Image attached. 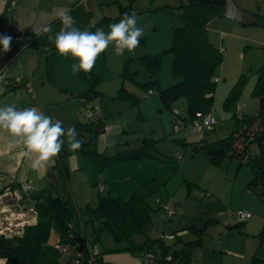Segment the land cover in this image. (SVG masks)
<instances>
[{
  "label": "rangeland",
  "instance_id": "obj_1",
  "mask_svg": "<svg viewBox=\"0 0 264 264\" xmlns=\"http://www.w3.org/2000/svg\"><path fill=\"white\" fill-rule=\"evenodd\" d=\"M233 1L253 15H264V0ZM128 5L129 10L125 13L135 11L144 36L133 52L125 50L119 54L110 46L100 55L92 70L98 76L94 83L98 93L92 99L84 100L80 96L65 99V92H86L91 83L71 74V66L77 62L73 57L62 59L56 50L49 56L52 87L43 89H47L48 100L52 103L42 105L40 111L59 119L67 128L74 122L85 121L90 108H98L105 129L98 136L97 147L107 156L139 148L143 139L153 141L148 147L151 156L127 159L107 167H103L97 158L78 153L81 169L69 176L76 206H95L98 195L123 198L136 195L150 205L151 221L143 232L133 235L135 244H140L147 236L157 238L162 234H173L172 240H165L175 243L176 248L195 239L201 240L202 244L192 252L191 264H264V243L260 239V232L264 230V197L248 188L253 176L250 166L239 165L235 158H225L219 166H214L208 162L203 150H194L191 145L202 139L212 142L230 136L235 119L233 111L227 109L224 102L237 84L236 113L255 114L260 109L264 95H257L254 90L259 77L264 75V27L240 24L217 15L211 17L207 25L208 38L222 55L216 69L219 81L211 108L216 124L214 130L207 132L202 131L196 121H188L187 127L176 129L175 119L188 116L185 98H179L167 109L157 92L144 91L140 86L152 78L157 79L162 88L177 83L180 78L172 74V54L166 52L161 56L160 68L154 75L139 58L158 54L171 46L173 29L184 24L181 0H82L72 16L74 26L81 31L89 30L103 17H108L111 22L103 28L107 32L108 26L125 14L121 13V7ZM36 75V79L42 76L47 83L43 66ZM121 88L137 97L138 104L131 98L119 97ZM175 111L178 116L173 113ZM72 112L74 117L70 116ZM249 153H258L255 143L250 145ZM104 172L113 176L114 191H99L97 182ZM74 183L78 184L79 192ZM185 199L188 202L183 211ZM166 204L175 206L178 213L169 216L164 209ZM244 205L250 207L253 217L245 222L231 218V212ZM95 229L96 234L92 239L88 238V244L92 241L99 255L103 252L113 261L121 260L122 264H146L144 251L124 250L129 243L116 242L101 223H96ZM220 240L224 241L222 247ZM112 260L106 264H115ZM97 261L98 258L95 264ZM153 264L175 263L155 260Z\"/></svg>",
  "mask_w": 264,
  "mask_h": 264
},
{
  "label": "trees",
  "instance_id": "obj_2",
  "mask_svg": "<svg viewBox=\"0 0 264 264\" xmlns=\"http://www.w3.org/2000/svg\"><path fill=\"white\" fill-rule=\"evenodd\" d=\"M224 5L225 0H181L184 24L173 29L171 46L158 54L139 58L151 75H154L160 68L161 56L166 52L172 54V74L180 80L172 86L162 88L160 82L152 78L148 82L140 83V86L144 91L154 90L157 92L162 105L167 109H170L179 98H185L188 116L187 118H178L184 124H188V121L192 123L196 121L198 114L211 113L216 88V82L212 81V77L216 75L222 55L220 49L210 42L207 25L211 17L222 14ZM129 7L130 5L121 7V13L128 11ZM254 16L256 17L254 24L264 27V15ZM110 22V18L103 17L95 26H90L89 30L105 28ZM17 35L24 40L31 38L32 43L37 40L34 34ZM79 76L90 82L91 88L77 96L84 100L92 99L98 93L94 89V83L98 76L93 71L90 76L83 72H80ZM16 86H20V83L14 84L13 87ZM238 92L237 84L224 102L225 107L233 111L235 119L230 136L212 142L202 139L199 142L191 143V145L194 150H203L208 162L214 166H219L225 158H235L239 165L243 163L249 165L253 176L248 183V188L257 196L264 197V110L259 109L255 114L236 113L234 102ZM254 93L260 96L264 95V75L259 77ZM118 96L131 98L134 104L139 102L137 97L124 88L119 90ZM103 121L99 115L96 122L85 119L83 122L77 121L70 125L69 127L75 126L77 129L79 138L84 142L83 147L77 151H70L65 144L64 150L56 158L55 164L51 168L53 179L45 188L35 191L31 189V192L23 195L22 200L28 197L33 208L39 214L53 220L64 233H68L74 214L79 212L83 219L85 236L87 227L95 228L96 223H101L116 242L127 241L129 243L124 250L131 252L141 250L144 253L148 251L158 255L156 260L170 261L175 264H191L193 250L202 244L200 239L186 242L179 249L174 247L175 243H167L161 237L147 236L140 244L134 243L133 235L143 232L145 225L151 221V207L144 198L136 195L129 198L98 195L95 206L90 204L83 208L76 206L68 189L67 158L71 153L77 152L86 157L97 158L103 167L127 159L136 160L151 156L148 153V147L153 142L151 139H143L142 145L136 149L123 150L109 156L100 153L97 145L98 136L104 131ZM174 123H176V119ZM98 127L100 130L95 131ZM252 143H255L258 148V153L254 155L249 153ZM191 229H194V226H191ZM260 239L261 243H264V230L260 232ZM15 241L17 239L0 238V257L5 259L4 264H34L18 255L14 246ZM90 257L91 255L84 256L85 264ZM99 261L98 258L96 264H100Z\"/></svg>",
  "mask_w": 264,
  "mask_h": 264
},
{
  "label": "crops",
  "instance_id": "obj_3",
  "mask_svg": "<svg viewBox=\"0 0 264 264\" xmlns=\"http://www.w3.org/2000/svg\"><path fill=\"white\" fill-rule=\"evenodd\" d=\"M81 1L0 0L1 30L12 34L28 33L29 36L33 34L32 29L36 27L43 24H51L52 26L50 33L37 37L34 43L28 45L17 57L10 59L7 63H4V61L9 55L0 52V73L7 69L5 80L0 81V102L14 104L17 109L35 106L39 110L42 105L52 103L48 100L47 89L44 90L43 88L46 86L48 88L52 87L49 56L51 51L55 50L53 43L55 34L63 27L56 15L60 10H70V14L73 16L75 8ZM60 58L63 59L64 57L60 56ZM42 66L45 68L47 83L44 82L42 76L36 79V72L40 71ZM77 76L82 79L79 73ZM16 77H20V86L13 87V79ZM79 93L82 92L78 90L65 92V99L69 100V98L76 97ZM73 114L74 112L70 113V116L74 117ZM100 117L102 118V115ZM53 120H56V118H53ZM103 124L105 129L104 121ZM22 152V145L10 147L7 135L0 133V238L17 239L14 246L18 255L34 264H73V258L79 251H82L85 257L90 256L96 245L92 241L88 244V238L92 239L96 234V229L92 228L90 230V227H87V235L85 236L83 219L79 212L74 214L68 233H64L53 220L39 214L33 208L28 197H25L24 200H19L13 195V188H19L23 183L29 185L35 191L45 188L49 181L53 179L51 174L53 165L34 170L31 167V160L23 156ZM79 163L78 153L73 152L68 156L69 176H71L72 172L81 169L79 168ZM111 177L113 176L110 173L105 172L104 176L102 174L100 177L97 183L101 182L103 184L102 191L107 190L110 192L115 190L114 184L113 187L111 185V181H114ZM106 181L107 185L105 184ZM68 182V189L72 190V187H69L70 177ZM74 187L79 192L80 188H78L77 183H74ZM22 194L25 195L24 192ZM248 194V196L253 197L251 193ZM250 200L252 201L251 198ZM187 202V199L183 201V211ZM241 209L250 212V207L248 206L244 205ZM252 217L253 215L250 218ZM223 221L225 222V220ZM246 224L248 225V223ZM252 224L254 225L255 223ZM223 242L219 241L220 247L223 246ZM167 243L171 242L167 241ZM60 246H65L66 250L61 251L59 249ZM98 258L100 259V264H106V262L112 260V257L105 256L103 252ZM4 263L5 259L0 257V264ZM113 263L122 264L121 260L113 261Z\"/></svg>",
  "mask_w": 264,
  "mask_h": 264
},
{
  "label": "clouds",
  "instance_id": "obj_4",
  "mask_svg": "<svg viewBox=\"0 0 264 264\" xmlns=\"http://www.w3.org/2000/svg\"><path fill=\"white\" fill-rule=\"evenodd\" d=\"M56 18L63 27L55 34V50L60 56H71L78 60L71 66L73 74L83 72L90 76L97 59L110 46L119 54L125 50L133 52L144 36V29L138 26L135 11L125 13L118 22L110 24L107 32L103 28H96L95 31L79 30L74 26L70 10H60ZM32 30L36 37H40L50 33L52 26L43 24ZM12 39L10 35L0 36L4 53L10 51ZM6 76L7 69H4L0 73V81H4ZM0 133L7 135L10 147L22 145V154L31 160L34 170L54 165L65 144L70 151H77L84 143L75 126L65 129L62 121L53 120L35 106L17 109L8 102H0Z\"/></svg>",
  "mask_w": 264,
  "mask_h": 264
},
{
  "label": "built area",
  "instance_id": "obj_5",
  "mask_svg": "<svg viewBox=\"0 0 264 264\" xmlns=\"http://www.w3.org/2000/svg\"><path fill=\"white\" fill-rule=\"evenodd\" d=\"M4 35H10L13 38L11 42L10 51L7 52L9 56L4 61V63H7L10 59L17 57L24 48L32 44L31 38H26V40H24L21 36H18L17 34L8 33L0 29V36H4ZM0 52H3L2 46H0ZM212 81L217 83L219 81V77L217 75H214L212 77ZM19 82H20V77H16L13 79V84H17ZM174 114L175 116H177L178 112L175 111ZM98 117H99L98 108H93V109L90 108L85 115V118L92 122H96L98 120ZM215 124H216V120L211 113H207L204 115L198 114L196 125L202 131L204 132L212 131ZM187 126L188 124H184L183 122L178 120V118H176V123H175L176 129H179L180 127H187ZM97 186H98V189L102 191L103 184L100 182ZM22 192H24L25 194L31 192V188L29 187V185L23 183L21 184L19 188H15V189L13 188L12 190L13 195L19 200L23 199ZM164 209L169 216H174L178 213V209L175 206H172L170 204L164 205ZM231 215L233 216V218H235L239 222H243L252 216V214L249 211L244 210V209H238L235 212H231ZM173 237H174L173 234H162L161 235V238L163 239H172ZM59 249L61 251H65L66 247L60 246ZM157 256L148 251L145 252L146 264H153L154 261L157 259ZM98 257H99V252L96 249H93L91 257L88 259L87 264H95ZM167 258H169V256ZM73 264H85L84 255L82 251H79L76 254L73 260Z\"/></svg>",
  "mask_w": 264,
  "mask_h": 264
},
{
  "label": "water",
  "instance_id": "obj_6",
  "mask_svg": "<svg viewBox=\"0 0 264 264\" xmlns=\"http://www.w3.org/2000/svg\"><path fill=\"white\" fill-rule=\"evenodd\" d=\"M221 17L234 20L240 24L251 25L256 22V17L246 10L239 8L233 0H225V5ZM261 110H264V100L261 102ZM100 130L99 127L95 131Z\"/></svg>",
  "mask_w": 264,
  "mask_h": 264
}]
</instances>
